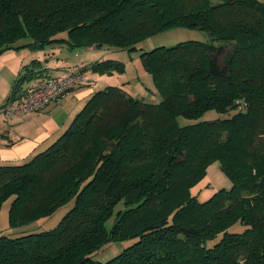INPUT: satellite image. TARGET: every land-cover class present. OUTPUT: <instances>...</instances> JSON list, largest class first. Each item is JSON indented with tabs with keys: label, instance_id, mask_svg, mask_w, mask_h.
I'll return each mask as SVG.
<instances>
[{
	"label": "trees",
	"instance_id": "16d2710c",
	"mask_svg": "<svg viewBox=\"0 0 264 264\" xmlns=\"http://www.w3.org/2000/svg\"><path fill=\"white\" fill-rule=\"evenodd\" d=\"M174 27L211 41L141 52L159 102L107 85L47 148L0 166L10 227L71 203L51 229L1 233L0 264H264V0H0V55L134 50ZM55 67L25 62L0 111ZM80 70L112 74L124 64L96 59ZM210 110L225 116L199 119ZM215 160L231 187L200 201L191 188ZM124 239L134 241L105 261L93 257Z\"/></svg>",
	"mask_w": 264,
	"mask_h": 264
},
{
	"label": "crops",
	"instance_id": "0c3cea01",
	"mask_svg": "<svg viewBox=\"0 0 264 264\" xmlns=\"http://www.w3.org/2000/svg\"><path fill=\"white\" fill-rule=\"evenodd\" d=\"M25 50H20L22 55H19L18 50H8L0 55V106L12 92V82L22 69V65L34 56H38L40 60L46 59L53 67L56 66L50 74L55 73L57 74L55 76H59L65 71L77 72L85 81L39 111L11 117H5L0 113V166L23 163L47 148L64 131L70 119L94 91L113 85L106 82L108 76H104L105 74L89 70L81 72L82 66L93 61L95 50L91 48H83L80 51L75 49L71 51L72 57L67 48L57 47L55 51L51 50L54 51L51 55H47V51ZM71 65L77 68L71 69ZM9 206L10 203L0 208V234L4 232L12 234L15 228H19L9 226Z\"/></svg>",
	"mask_w": 264,
	"mask_h": 264
},
{
	"label": "rangeland",
	"instance_id": "374dc122",
	"mask_svg": "<svg viewBox=\"0 0 264 264\" xmlns=\"http://www.w3.org/2000/svg\"><path fill=\"white\" fill-rule=\"evenodd\" d=\"M59 36L64 37L66 36V33L61 32ZM186 40H198L205 42V41H211V38L209 33L204 30L193 29L190 27H174L156 32L155 34L144 38L136 45V49L134 50L117 49L113 47L110 48L86 47V48H91L95 50L93 60L113 58L123 62L124 64L123 72H119V73L114 72L112 74L105 73L104 76H108L109 78L106 79L107 83L123 86V88L126 91L134 94L137 97H143L144 100L151 101L153 103V102H159L161 99V95L157 90V88L154 86L150 73L145 68L144 61L141 57V52L148 51L156 46H161V45L172 46L180 41H186ZM25 52L28 51L25 50ZM18 53L19 55H22V51H20V49H18ZM68 53L72 57L73 52L69 50ZM73 67L77 68L74 65L70 66L71 69H73ZM64 73H67V71H65ZM52 74L54 75L52 77H56L55 75H57L55 73ZM63 74L57 77H60ZM223 116L225 115L216 113L214 110H210L207 111L204 115H202L199 119L211 120L214 117H223ZM193 121L195 120L178 116V122L181 125L191 123ZM230 187H231V181L229 177L220 169L219 161L215 160L207 166L204 177L191 188V193L192 195H195L200 201H203L208 199L218 189L221 188L229 189ZM11 200L12 198L6 199V201L3 202L2 207L3 206L6 207V205L10 203ZM70 205L71 203L69 202L66 205L58 208L55 212H53L49 216L39 218L38 220H35L34 223L25 224L19 226V228H15L12 234H10V236H16V235H21L22 233L37 232V231L53 228L57 224V222L61 219V217L66 213V211L71 207ZM122 208H123L122 203H118L115 206L114 214L105 223L107 229H110L114 222L115 212ZM233 228L235 230H240L238 224H235ZM4 234L8 235V232L7 233L4 232ZM133 241L134 239H124L119 242H111L108 245H106L104 248L99 250L95 255H93V257L100 261H105L109 259L112 255L121 251L127 245L131 244Z\"/></svg>",
	"mask_w": 264,
	"mask_h": 264
},
{
	"label": "built area",
	"instance_id": "2783aa9c",
	"mask_svg": "<svg viewBox=\"0 0 264 264\" xmlns=\"http://www.w3.org/2000/svg\"><path fill=\"white\" fill-rule=\"evenodd\" d=\"M84 81V78L75 72H67L60 77L48 76L30 88L25 96L6 101L0 113L11 117L39 111L64 96L74 85L83 84Z\"/></svg>",
	"mask_w": 264,
	"mask_h": 264
}]
</instances>
